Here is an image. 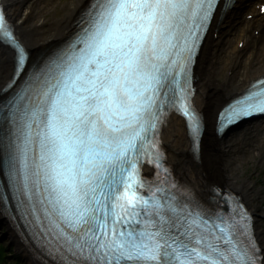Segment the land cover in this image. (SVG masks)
<instances>
[{"label": "snow or ice", "instance_id": "snow-or-ice-1", "mask_svg": "<svg viewBox=\"0 0 264 264\" xmlns=\"http://www.w3.org/2000/svg\"><path fill=\"white\" fill-rule=\"evenodd\" d=\"M221 2L90 0L75 37L36 60L0 3V45L16 53L0 85V203L40 231L53 264H264L254 214L238 197L212 211L179 189L156 140L182 110L201 147L204 118L188 101ZM258 114L264 81L220 129ZM147 163L163 176L154 189Z\"/></svg>", "mask_w": 264, "mask_h": 264}, {"label": "bare ground", "instance_id": "bare-ground-1", "mask_svg": "<svg viewBox=\"0 0 264 264\" xmlns=\"http://www.w3.org/2000/svg\"><path fill=\"white\" fill-rule=\"evenodd\" d=\"M3 1L18 38L34 60L47 56L74 34L77 21L90 3V0H65L62 6L56 7V17L49 23L47 19L38 22L32 19L53 0ZM262 4L264 0H235L225 12L221 3L202 47L195 67L194 98L205 122L201 155H194L189 125L179 116L170 117L162 139L169 163L188 183L192 181L205 198H211L218 187H231L242 195L256 218L259 240L264 244L263 192L252 180L240 178L236 174L238 168L233 165V158L242 156V150L248 152L246 146L253 143L258 144L256 150L264 159V143L260 142H264V118L250 121L239 132L236 129L223 136L219 134L220 116L225 107L264 76V66L255 68L264 55V14L259 12ZM233 39L237 40L238 47L232 46ZM15 57V51L0 45V85L11 78ZM222 68L229 75L221 79ZM0 222L7 227L8 238L29 264H49L24 240L12 218L5 213L3 203H0Z\"/></svg>", "mask_w": 264, "mask_h": 264}, {"label": "rangeland", "instance_id": "rangeland-1", "mask_svg": "<svg viewBox=\"0 0 264 264\" xmlns=\"http://www.w3.org/2000/svg\"><path fill=\"white\" fill-rule=\"evenodd\" d=\"M64 3L65 0L49 1L44 5L45 7L43 8L42 13L38 15L37 18L32 19V21L38 22L47 19L49 23L52 22L53 18L56 17L55 16L56 7L62 6ZM27 11L25 9L26 13ZM232 46L234 48L238 47L237 40L233 39ZM247 54L249 55L250 51ZM261 66H264V55H262L259 62L256 64L255 68ZM244 70L245 68L243 66L241 71L243 72ZM219 74L222 79L229 75V71L227 69L222 68ZM244 125L240 126L237 129V131L239 132ZM260 142L261 144L264 143L261 140ZM256 144L257 143H253V145L251 146H246L248 152L242 150L243 154L245 155L242 154V156L239 155L235 156L233 158V165L238 168L236 174L240 178H248L252 180L253 182H255L257 187H259L262 190L263 194H262L261 203L264 209V159L262 160L261 155L259 154L258 150H256V146L258 145ZM241 147L243 146H240L239 148ZM189 182L194 186L192 181ZM0 264H29L26 261V259L17 251V247L13 244V242L8 238V229L1 222H0Z\"/></svg>", "mask_w": 264, "mask_h": 264}, {"label": "water", "instance_id": "water-1", "mask_svg": "<svg viewBox=\"0 0 264 264\" xmlns=\"http://www.w3.org/2000/svg\"><path fill=\"white\" fill-rule=\"evenodd\" d=\"M237 128H234V129H232V130H236Z\"/></svg>", "mask_w": 264, "mask_h": 264}]
</instances>
